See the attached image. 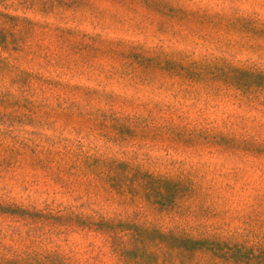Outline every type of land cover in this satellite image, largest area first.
I'll return each mask as SVG.
<instances>
[{"label":"rangeland","instance_id":"obj_1","mask_svg":"<svg viewBox=\"0 0 264 264\" xmlns=\"http://www.w3.org/2000/svg\"><path fill=\"white\" fill-rule=\"evenodd\" d=\"M0 264H264V0H0Z\"/></svg>","mask_w":264,"mask_h":264},{"label":"trees","instance_id":"obj_2","mask_svg":"<svg viewBox=\"0 0 264 264\" xmlns=\"http://www.w3.org/2000/svg\"><path fill=\"white\" fill-rule=\"evenodd\" d=\"M253 75V74H252ZM87 222H89V225L90 226H92L93 227V225H96V223H102V224H109V223H111L108 219H106V218H102L101 220H99L98 222H96L94 219H92V218H86L85 219ZM89 226V227H90ZM103 235H105V237L106 236H109L110 237V235L108 234V233H103ZM117 236H118V234H117Z\"/></svg>","mask_w":264,"mask_h":264}]
</instances>
